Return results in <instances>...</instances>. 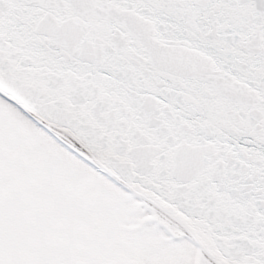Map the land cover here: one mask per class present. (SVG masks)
<instances>
[{
  "label": "snow or ice",
  "instance_id": "6c2138e0",
  "mask_svg": "<svg viewBox=\"0 0 264 264\" xmlns=\"http://www.w3.org/2000/svg\"><path fill=\"white\" fill-rule=\"evenodd\" d=\"M0 264H264V0H0Z\"/></svg>",
  "mask_w": 264,
  "mask_h": 264
}]
</instances>
